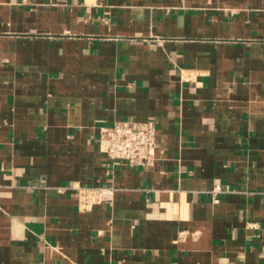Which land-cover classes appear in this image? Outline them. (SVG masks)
I'll return each mask as SVG.
<instances>
[{
	"label": "crops",
	"instance_id": "1",
	"mask_svg": "<svg viewBox=\"0 0 264 264\" xmlns=\"http://www.w3.org/2000/svg\"><path fill=\"white\" fill-rule=\"evenodd\" d=\"M0 264H264V0H0Z\"/></svg>",
	"mask_w": 264,
	"mask_h": 264
},
{
	"label": "built area",
	"instance_id": "2",
	"mask_svg": "<svg viewBox=\"0 0 264 264\" xmlns=\"http://www.w3.org/2000/svg\"><path fill=\"white\" fill-rule=\"evenodd\" d=\"M100 149L113 162L126 160L130 164L149 165L155 156L157 125L153 118L146 120H120L100 128ZM68 189L74 190L83 210L94 204L111 201L114 188L110 186H83L74 182ZM220 191L215 186L213 192Z\"/></svg>",
	"mask_w": 264,
	"mask_h": 264
}]
</instances>
